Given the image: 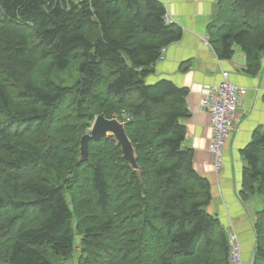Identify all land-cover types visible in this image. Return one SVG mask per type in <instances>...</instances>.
Wrapping results in <instances>:
<instances>
[{
    "label": "trees",
    "instance_id": "trees-1",
    "mask_svg": "<svg viewBox=\"0 0 264 264\" xmlns=\"http://www.w3.org/2000/svg\"><path fill=\"white\" fill-rule=\"evenodd\" d=\"M181 37L158 0H0V264H230L183 145L188 91L146 83ZM208 43L220 60L238 47L256 76L264 0H220ZM65 70L80 75L70 86L54 80ZM100 115L125 125L137 169L112 136L80 163ZM241 155V196L264 201V132ZM253 229L264 264V208Z\"/></svg>",
    "mask_w": 264,
    "mask_h": 264
},
{
    "label": "crops",
    "instance_id": "crops-1",
    "mask_svg": "<svg viewBox=\"0 0 264 264\" xmlns=\"http://www.w3.org/2000/svg\"><path fill=\"white\" fill-rule=\"evenodd\" d=\"M166 9L171 23L182 29L179 41L167 46L163 59L153 66L146 78L147 84L158 80L171 81L188 91L185 103L189 116L183 121L186 127L184 147L193 152V168L210 185L211 201L206 211L216 216L227 236L236 234L242 250L243 264L253 261L257 213L264 201L253 196L243 199L242 173L246 167L241 151L254 134L264 132V57L256 76L246 73V57L238 48L229 60L217 58L208 43V25L213 21L220 0H158ZM222 71L229 73V81L245 87L236 117L235 131L224 147L222 169L216 171L209 151L211 142L210 115L201 110L206 86H217Z\"/></svg>",
    "mask_w": 264,
    "mask_h": 264
},
{
    "label": "built area",
    "instance_id": "built-area-1",
    "mask_svg": "<svg viewBox=\"0 0 264 264\" xmlns=\"http://www.w3.org/2000/svg\"><path fill=\"white\" fill-rule=\"evenodd\" d=\"M167 21L170 20L167 17ZM165 48L161 50L159 60L163 59ZM222 80L217 86H206L201 101V110L210 115L211 142L209 151L213 157L216 171L222 169L224 147L235 131L236 117L242 100L247 95L245 87L229 81V73L222 71ZM230 264H243L241 244L234 233L227 236Z\"/></svg>",
    "mask_w": 264,
    "mask_h": 264
},
{
    "label": "water",
    "instance_id": "water-1",
    "mask_svg": "<svg viewBox=\"0 0 264 264\" xmlns=\"http://www.w3.org/2000/svg\"><path fill=\"white\" fill-rule=\"evenodd\" d=\"M109 136H112L120 147L122 157L129 162L132 168L137 169L135 151L126 135L125 125L117 119H106L103 115L95 118L89 132L80 139V163L88 158L89 141H96Z\"/></svg>",
    "mask_w": 264,
    "mask_h": 264
},
{
    "label": "rangeland",
    "instance_id": "rangeland-1",
    "mask_svg": "<svg viewBox=\"0 0 264 264\" xmlns=\"http://www.w3.org/2000/svg\"><path fill=\"white\" fill-rule=\"evenodd\" d=\"M80 77L79 73L74 70H65L62 72H58L56 76L54 77V80L56 82L61 83L62 85L65 86H70L72 85L78 78ZM79 239L76 237L75 238V245H77ZM63 264H76V253L74 254V257L71 258L69 261L64 262ZM252 264V262L250 263Z\"/></svg>",
    "mask_w": 264,
    "mask_h": 264
}]
</instances>
